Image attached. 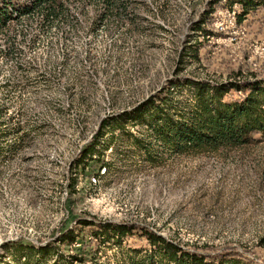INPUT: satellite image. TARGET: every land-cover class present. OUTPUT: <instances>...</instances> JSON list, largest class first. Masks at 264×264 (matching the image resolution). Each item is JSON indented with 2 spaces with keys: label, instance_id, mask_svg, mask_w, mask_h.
Masks as SVG:
<instances>
[{
  "label": "rangeland",
  "instance_id": "1",
  "mask_svg": "<svg viewBox=\"0 0 264 264\" xmlns=\"http://www.w3.org/2000/svg\"><path fill=\"white\" fill-rule=\"evenodd\" d=\"M217 1L128 0L123 22L90 35L89 20L81 15L78 27L60 24L35 45L29 40L38 34L36 26L17 25L27 41L11 59L0 52V85L8 83L0 89V105L21 124L46 128L12 161L9 153L0 156V264L26 260L13 255L16 247L10 243H52L82 217L150 228L201 255L214 248L243 256V264H264V142L180 154L161 144L149 126L129 124L131 144L119 147L118 141L105 155L115 165L111 175L90 184L98 172L94 165L80 172L77 195L69 196L67 189L70 162L108 116L133 111L177 79L225 83L238 74L235 81H264V7L240 23L242 5L221 0L212 8L209 36L196 35V24ZM196 38L204 45L201 62H183ZM5 48L0 36V49ZM173 93L174 104L184 101ZM183 94L188 97V89ZM114 135L120 139L122 132ZM136 138L141 146L133 145ZM126 152H132L130 158ZM116 241L97 250L83 235L76 248L97 250L88 264H122L130 247L144 249L142 255L150 252L137 236L123 247ZM44 257L30 264L62 263Z\"/></svg>",
  "mask_w": 264,
  "mask_h": 264
},
{
  "label": "trees",
  "instance_id": "2",
  "mask_svg": "<svg viewBox=\"0 0 264 264\" xmlns=\"http://www.w3.org/2000/svg\"><path fill=\"white\" fill-rule=\"evenodd\" d=\"M220 1L214 2L196 24V35L209 36V19L214 13L212 8ZM129 3L128 0H0V36L6 44L0 52H4L8 59L18 54L19 45L27 41V34L16 30L21 22H28L31 28L36 26L39 31L30 38L32 45L40 40L41 35L60 24L78 27L81 15L88 18L89 34L93 35L110 23L123 22L128 15ZM230 3L231 6L236 3L242 5L243 11L237 16L240 23L248 14L264 7V0H230ZM197 39L200 38L186 48L183 62L186 58L192 63L201 62L200 52L204 45ZM237 77L238 74L235 79ZM235 79L225 83L177 79L168 91L159 92L158 96H152L133 111L103 119L92 138L70 162L69 196L78 194L80 172L98 165L97 170L107 167V176L103 180L111 175L115 165L108 162L105 155L118 141L119 147L127 148L131 144L134 138L127 130L129 124L149 126L161 144L173 147L180 154L218 152L264 142V81ZM7 86L8 83H4L0 89ZM184 88L188 89V97L183 94ZM173 92L181 95L184 101L174 104L171 100ZM233 93H242V96H232ZM7 113V108L0 105V156L9 153L12 161L31 139L43 134L46 124L30 121L21 124L15 113L8 117ZM115 131L122 132L120 139L114 135ZM6 142L7 146H4ZM133 143L141 146L143 142L136 138ZM126 153L130 158L132 152ZM148 153L153 161L154 152ZM83 235L94 241L97 250L110 240H117L115 245L119 247L135 236L147 241L149 253L142 255L144 249L130 247L128 253L131 256L122 264H243L240 258L243 256L235 252L215 253L214 248H209V252L201 255L178 247L150 228L84 217L79 218L73 228L62 230L52 243L36 246L21 240L10 244L16 247L14 256L20 261L26 259L22 264H30L37 256H56L62 262L60 264H88L93 262L97 250L86 252V249L76 248Z\"/></svg>",
  "mask_w": 264,
  "mask_h": 264
},
{
  "label": "built area",
  "instance_id": "3",
  "mask_svg": "<svg viewBox=\"0 0 264 264\" xmlns=\"http://www.w3.org/2000/svg\"><path fill=\"white\" fill-rule=\"evenodd\" d=\"M240 13V11H239ZM237 15V12L234 11V16ZM236 18V17H235ZM223 29V28H222ZM108 161V160H107ZM107 176V167H102L101 169H98L97 174H94L91 176L90 184L92 185H98L100 182L103 181V178ZM111 222V221H109ZM112 223V222H111Z\"/></svg>",
  "mask_w": 264,
  "mask_h": 264
}]
</instances>
